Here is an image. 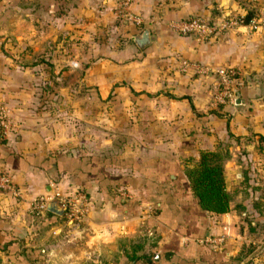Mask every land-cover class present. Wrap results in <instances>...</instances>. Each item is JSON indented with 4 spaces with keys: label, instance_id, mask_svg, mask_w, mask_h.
I'll use <instances>...</instances> for the list:
<instances>
[{
    "label": "crops",
    "instance_id": "0c3cea01",
    "mask_svg": "<svg viewBox=\"0 0 264 264\" xmlns=\"http://www.w3.org/2000/svg\"><path fill=\"white\" fill-rule=\"evenodd\" d=\"M118 1L101 0L102 10L110 20L116 15L130 38L111 57H85L80 73L90 97L79 118L73 108L69 120L56 116L59 108L45 109L36 101L44 65L53 63L56 77L55 62L65 57L55 49L45 54L43 38L36 44L29 39L27 8L0 6V106L12 119L5 133L0 129V170L10 173L18 191L0 190V264H127L136 244L145 257L132 264H222L236 252L231 200L224 212L201 209L184 170L196 163L200 149L216 152L228 142L232 151V140L242 144L249 131H264V28L239 26L198 39L173 31L168 22L251 14L264 0H127L141 17L138 25L120 18ZM144 29L152 37L136 42L134 35ZM181 59L235 67L239 101L213 104L214 77L183 67ZM96 100L113 114L97 117ZM97 126L115 133L100 137ZM63 155L117 161L101 164L105 177L86 173L82 180L76 172L43 164ZM237 165L232 155L223 163L225 186ZM54 186L68 192L84 188L86 217L72 221L46 207L30 208L36 194ZM219 235L215 243L199 241Z\"/></svg>",
    "mask_w": 264,
    "mask_h": 264
},
{
    "label": "rangeland",
    "instance_id": "374dc122",
    "mask_svg": "<svg viewBox=\"0 0 264 264\" xmlns=\"http://www.w3.org/2000/svg\"><path fill=\"white\" fill-rule=\"evenodd\" d=\"M11 5H21L28 9V37L34 44L43 38L45 54L50 55L52 49H55L57 57H65L55 62L59 68L56 77L52 73L53 63L46 62L44 65V78L36 84L39 91L36 101L44 104L45 109L59 108L55 113L61 119L69 120L75 108V118H79L78 113H83L81 107L85 98L90 97L85 94L86 86L81 81L80 72L83 71L85 57H111L113 51L122 47L126 39L130 38L127 33L129 28L120 24L116 15L109 19L102 10L104 5L101 0H92V7L88 0H0L3 8ZM260 11H264V6L253 10L250 16ZM88 45H93L90 52H86ZM87 102L91 104V101ZM99 103L98 100L93 103L97 109L96 116L110 117L113 113L107 110V106L101 110ZM83 128L77 129L82 133L81 140L85 133ZM95 129L96 135L100 137L109 133L112 135L115 131L114 128L103 126ZM87 132L91 130L87 129ZM258 134L264 136V131H249L242 144H235L232 140V151L228 149V142L221 144L216 151V160L222 170L223 163L231 155L232 160L238 164L233 167L232 175L226 177L228 189L225 186L232 202V213L236 216L232 236L239 234L236 252L227 258L232 264H264V138H259Z\"/></svg>",
    "mask_w": 264,
    "mask_h": 264
},
{
    "label": "built area",
    "instance_id": "2783aa9c",
    "mask_svg": "<svg viewBox=\"0 0 264 264\" xmlns=\"http://www.w3.org/2000/svg\"><path fill=\"white\" fill-rule=\"evenodd\" d=\"M117 13L120 18L127 22L138 25L141 17L130 10L127 0H119L116 4ZM170 28L178 33H191L198 39L210 38L219 32L231 30L239 26H243L247 30H255L264 28V11H260L256 15L244 18V14L222 13L217 20H208L200 15H192L187 18L172 19L168 22ZM183 67H191L194 72L200 75H212L215 79L212 94L213 104L234 103L236 94L234 83L237 79V70L230 65H221L209 67L186 59H181ZM11 116L6 106H0V129L2 133L9 128ZM0 190L17 195V187L15 186L10 173L6 170H0ZM54 200L61 209V213L68 220H81L86 217L89 211V205L85 197V193L81 190L71 192L59 189L57 186L36 194L29 202L30 208L35 212H41L48 201ZM223 235L216 238H201L200 242L215 243L222 240Z\"/></svg>",
    "mask_w": 264,
    "mask_h": 264
},
{
    "label": "trees",
    "instance_id": "16d2710c",
    "mask_svg": "<svg viewBox=\"0 0 264 264\" xmlns=\"http://www.w3.org/2000/svg\"><path fill=\"white\" fill-rule=\"evenodd\" d=\"M249 16L250 14H244V18ZM85 65H87V62H84L83 66ZM258 137L264 138L261 134H258ZM216 158L217 152L200 149L196 163L192 167L186 168L184 172L190 190L196 197L199 207L213 212H224L229 208V196L225 190L222 166ZM109 161L116 162L117 159L114 157L103 158L98 155H85L81 158L75 159L71 156L63 155L61 157L49 156L43 161V164L46 166L52 164L58 171L76 172L82 180L86 173L99 180L101 177H105L101 164H105ZM83 189L84 188H82L81 191L85 193V189ZM138 249H141L140 244L134 245L132 252L126 255V258L128 259L127 264L140 261L141 258L144 259V254L138 253ZM232 263L227 260H222V264Z\"/></svg>",
    "mask_w": 264,
    "mask_h": 264
},
{
    "label": "water",
    "instance_id": "95a60500",
    "mask_svg": "<svg viewBox=\"0 0 264 264\" xmlns=\"http://www.w3.org/2000/svg\"><path fill=\"white\" fill-rule=\"evenodd\" d=\"M152 37V35H150L148 33L147 30H142L141 32H139L138 34L134 35V39H136V42H138L139 40H142V39H145V40H148V38ZM238 93H236V99H235V102H238ZM46 209L53 212V213H56V214H60L61 212V209L60 207L58 206V204L54 201V200H51V201H48L45 205ZM153 256H158L157 253H154Z\"/></svg>",
    "mask_w": 264,
    "mask_h": 264
}]
</instances>
